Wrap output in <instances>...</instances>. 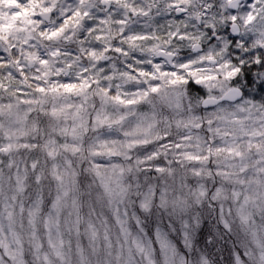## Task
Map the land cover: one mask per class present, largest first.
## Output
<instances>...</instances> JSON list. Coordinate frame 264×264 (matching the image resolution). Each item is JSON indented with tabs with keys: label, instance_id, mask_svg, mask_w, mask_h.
<instances>
[{
	"label": "trees",
	"instance_id": "trees-1",
	"mask_svg": "<svg viewBox=\"0 0 264 264\" xmlns=\"http://www.w3.org/2000/svg\"><path fill=\"white\" fill-rule=\"evenodd\" d=\"M75 1L77 6L69 7V13L49 27L50 22L36 15L44 10V1L0 0V107H3L0 114L3 120L6 115H14L15 120L9 125L17 122L20 126L22 120L23 132L18 136L21 145L16 142L15 150L16 155H23L22 172L28 188H36L41 193L40 215L44 217L56 198L68 200V214L61 215L63 224L68 227L60 232L66 261L72 264H81V261L83 264H145V259L138 256L133 246L132 238L137 235L122 234L109 206L99 210L96 191L100 188L104 196L105 184L111 183L112 169L122 166L123 182L129 187L126 194L129 215L136 213V221L140 224L135 233L153 249L157 264H166L155 235L158 228L163 229L174 244L179 254L178 264H199L201 261L234 264L235 252L241 253L243 243L245 247L248 243V237L244 240L240 236L239 221L234 215V211L238 212L235 199L237 193L239 197L244 196L251 189L250 180L240 181L241 177L245 179L242 171H230L226 178L228 169L224 162L228 158L238 162L240 155H248L246 150H250V157L260 156L259 144H248L240 139L244 149H239V142L230 137V129L220 122L218 108L228 105L233 109H245V113L260 105L264 111L263 39L254 25L245 28L244 14L238 12L252 0L243 2L237 11H231L227 5L218 6L219 0H191L192 5L195 2L203 7L206 3L210 7L208 11L201 10V24L195 12L189 13L191 16L186 23L182 22L186 10L182 16L175 14L176 4L189 3L184 0H129L128 3L112 0L116 6L113 19L107 17L101 3L97 5L103 16L97 18L83 15L87 0ZM210 1L213 5L208 4ZM12 2L20 8L19 13L5 12ZM259 6L258 0L252 4L255 8L253 18L258 17V20L264 12V1L260 9L263 12L258 10ZM118 7L128 11L126 22H139L134 33L120 31L118 23L122 21L120 13L124 10ZM210 17L219 20L215 28L222 35L220 41L208 40L209 33L215 31L207 25ZM231 22L239 23L241 33L229 41L225 29ZM133 37L140 40L133 41ZM197 43L203 50L195 53L193 46ZM54 47L67 54H49ZM156 51L172 52L173 66L167 63L163 69L154 67L165 61L155 54ZM69 58L88 66L84 75L70 76L66 71ZM208 59H215L210 69ZM54 77L58 81H54ZM44 78L50 80L46 85H42ZM19 81H24L22 88L18 86ZM121 82L123 86L118 85ZM213 84L228 88L239 86L242 96L236 102L203 109L200 102L209 95L208 89ZM107 97L114 98L118 108L125 112L135 108L136 122L147 121V127L137 135L142 139L128 146V154H122L117 140L111 137L115 130L103 123L101 127L95 126L94 115L101 114L99 117L105 118L108 113ZM84 98L90 103L87 109L77 106L78 103L84 106ZM81 113L88 129L74 133L67 127ZM128 124L125 134L130 136L131 123ZM134 125L135 130L139 128V124ZM226 129V136H222ZM196 136L201 142L196 143ZM94 141L99 145L95 146ZM232 147L238 148L239 155L230 156ZM32 164L35 165L33 170ZM64 170L67 176L59 180L56 174L65 173ZM9 177L10 174L5 183ZM145 187L154 192V202L148 210H141L139 199ZM64 192L66 198L62 196ZM73 193L77 199L72 206L69 201ZM160 193L167 196L163 204L158 203ZM180 194L181 199L176 197ZM89 197L91 202L85 205L82 200L90 201ZM101 203L105 207V203ZM101 211H105L107 216L104 217L109 221L105 226L108 247L96 251L88 244L92 241L88 237L92 236L90 229L83 231L81 224L89 221L90 216L93 218L90 223L101 227L105 221L101 220ZM223 214H226L225 219ZM255 218L257 220V216ZM222 220H227L225 223L230 228ZM129 223L133 228L134 223L131 220ZM28 225L26 222L22 231L27 263L44 264L34 255V239ZM37 225L44 249L53 253L48 246L43 219ZM80 249L83 258H79Z\"/></svg>",
	"mask_w": 264,
	"mask_h": 264
},
{
	"label": "rangeland",
	"instance_id": "rangeland-1",
	"mask_svg": "<svg viewBox=\"0 0 264 264\" xmlns=\"http://www.w3.org/2000/svg\"><path fill=\"white\" fill-rule=\"evenodd\" d=\"M24 1V0H23ZM30 1V0H29ZM43 2L45 4L44 10L40 12H48L51 14V21L49 23L50 26H55V21L58 19L64 18L69 13V7H72L73 5L77 6V2L75 0H37V2ZM67 2V4H65ZM75 1V2H74ZM86 1V0H85ZM122 2H127L129 0H121ZM132 1V0H130ZM181 1V0H179ZM184 3L188 6V9L184 6V4H176L177 8H182L187 11L186 17L184 20H182L183 23H186L189 21V16H191L189 13H196V18L198 15L203 16V12L201 13V10H204V7L210 8L206 6V3L203 5V7L200 4H196L194 1V5H192L191 0H184ZM255 0H252V2H248L249 4H244L243 9L240 8L238 11L239 14H244L243 18L244 23H246L245 28H248V26H253L254 28L257 27V30L260 33V38H262V42L264 44V12L261 11V4L264 0H258V4L260 5L258 10L260 12H263L261 16L259 17L260 20L256 19L258 17H254L255 8L252 7V4ZM91 2V3H87ZM104 2H107L108 4H104ZM135 2V0H133ZM218 6H226L229 0H219ZM101 3V5L104 7V11H106V15L109 19H113L112 17L116 14V6L113 5L112 0H87L86 6L84 8L83 15H91L95 16L97 18L102 17V13L100 11V6L97 4ZM209 5H213L212 1L208 2ZM10 7H7L5 12L14 11L19 13V7L16 3H10ZM48 7H47V6ZM54 7V8H53ZM263 7V6H262ZM53 8V10H52ZM119 9L124 10V12L120 13V16L122 18V21H120L119 27L120 31H123L124 33H130L139 27L137 25L136 21L131 20V22H126L125 18L128 17V11L126 9L118 7ZM68 10V11H67ZM100 10V11H99ZM138 10V9H136ZM37 13L36 15L40 14ZM120 12V11H118ZM30 16H32V13H29ZM134 13H131V16H133ZM136 16V15H135ZM134 16V17H135ZM222 17V15H221ZM233 19V16H231ZM214 18L208 19V26L215 28V24L219 20ZM219 18V16H218ZM253 20V22H248L249 20ZM256 19V20H255ZM256 25H255V24ZM129 24V25H128ZM46 26V27H48ZM241 27V26H240ZM128 28V29H127ZM137 30V29H136ZM215 31H218L217 28H215ZM219 32V31H218ZM137 42L140 40L139 37H133V41ZM208 40L210 41V36H208ZM123 42V41H122ZM128 44H131L130 42ZM264 46V45H263ZM221 47V46H220ZM60 53L67 54L65 51L61 52L59 47L51 48L49 51V54L53 56H58ZM155 54L159 56V52L156 51ZM61 56V55H59ZM61 60L62 59L61 57ZM70 64H66V71L69 72L71 77H77L82 76L85 74L86 70L88 69V66L82 62V61H73L75 59L69 58ZM63 62V61H61ZM167 64V62L162 61L161 65L155 64L154 67H158V69H163L162 66ZM212 64L207 62V67L210 69ZM214 69H211V74L214 73ZM175 74V72H173ZM172 79V78H171ZM42 85H46V82H50L49 79H43ZM54 81H58L56 77H54ZM69 82V81H68ZM67 82V83H68ZM38 83V82H37ZM118 85L123 86V83H119ZM137 85V84H136ZM18 86L22 88L24 86V81H19ZM131 86H134L133 82H131ZM228 87H224L220 84H213V86L208 89L209 95L208 96H220L222 95ZM94 94V93H93ZM175 97V94L173 93V98ZM98 98H102V96H99ZM104 98V97H103ZM108 100L106 101V109H108V113L105 118L99 117L101 114H95L94 120L96 127H101V124L103 123L107 127H110L111 130H115L114 133H111V137H115L114 139L117 140V145L119 149L123 150L121 151L126 152L128 154L127 149L128 146H131L135 144L136 140L142 139V137L137 136L140 132H142L143 129L147 127V121L139 122L135 117L133 116L134 112L136 111L135 108H130L129 111L125 112L123 110H120L118 103L116 100L112 97H107ZM85 98L83 99L84 106L82 104H77L79 108L87 109L90 107V103H87ZM2 107V106H1ZM0 107V108H1ZM3 108V107H2ZM263 107L254 106V109H250L248 112L243 113L245 109H237L236 108H230L228 105H222L218 108L220 122H222L223 126L225 128L230 129V133L232 134L230 137L232 139L237 140L239 142V149L243 150L244 147L240 141L249 143H258V154L260 156H249L250 150H246L248 152V155L245 156L244 154L239 156V161H235L234 158H228L225 160L224 166L226 167L227 174L226 178H228L229 172H243L244 178H240V181H248L250 180V191L249 194H246L240 197L238 196V193L236 195L235 202H237L238 206V212L234 211V215L239 221V231L240 236L244 240L248 237V243L245 247V243H243V250L241 253L238 251L235 252L234 257V264H264V111H261ZM114 109V110H112ZM116 109V110H115ZM117 111V112H114ZM117 113V114H116ZM131 114V116H129ZM211 115L214 116L213 112H211ZM4 116L0 114V262L2 264H28L27 258H26V251L25 243H23L22 240V231L25 230V224L26 222L29 223V230L30 233L34 239V255L35 257L43 261L44 264H72L71 262L66 261L65 256V250H64V243H63V237L61 236L60 232H62V228H67V224H63L61 215H65L63 213L68 214V200L63 201L59 198H56L55 201L52 203V206L49 208V210L44 214V217L40 215L41 206H42V196L39 190L36 188H28V185L25 182L24 174L22 172L23 169V155L21 153H18L16 155V142L19 145L21 141L19 140L18 136L22 134L23 128L21 127L23 125L22 120L20 122V126L17 125V122L13 125H9L10 123H13L15 120L14 115H6L4 119ZM3 120V121H2ZM18 121V120H17ZM74 123L67 127L70 131H73L74 133H81L84 130L88 129L87 127V121L85 122L83 119V113H81L77 119L74 117ZM99 122V124H98ZM101 123V124H100ZM128 123H131V133L130 136L126 135V129L128 127ZM134 123L139 124L138 129H134L135 126ZM128 124V125H127ZM3 130V131H1ZM226 130H224L221 134L222 136H226ZM2 132H4L2 134ZM122 134L121 135H119ZM196 143L201 142L200 138L196 136ZM118 140H120L118 142ZM95 146H98L99 143L93 142ZM21 145V144H20ZM19 145V146H20ZM234 150V152H232ZM245 151V153H247ZM16 155V157H14ZM237 156L238 154V148L232 147L230 156ZM17 158V160H16ZM258 159L261 160L259 163ZM15 160V162H14ZM18 161V162H17ZM258 162V165L256 164ZM247 166V167H246ZM32 170L35 168V165L32 164ZM247 168V169H246ZM246 169V170H245ZM65 173H57L56 176L59 180H62L65 176H67V170ZM22 173V174H21ZM111 179L109 180L111 183L105 184V192L104 196L100 188L96 191L97 199L100 200L99 210H104L109 206L112 212V217L117 221L116 225L119 226V230H122V234L125 235V233L132 235H137L136 237L132 238L133 246L136 251H138V256L140 258L145 259V264H157L156 258H154V251L151 247L146 246L145 239H142V237L135 233L138 231V225H140L136 219V213H132V215H129V202L127 201V192L129 190L128 185L124 184L123 178H125V172L122 168V166H115L111 171ZM10 174L9 181L5 183L6 176ZM63 174H65L63 176ZM63 176V177H62ZM76 177V176H75ZM113 178V179H112ZM95 187H93L94 189ZM256 188H258V191L256 192ZM151 188L145 187V190L142 192V195L140 192L138 195H141L140 197V209L141 210H148L152 203L154 202V192L150 191ZM99 191V192H98ZM164 191V190H163ZM244 194V193H243ZM66 193L64 192V195L66 198ZM200 195V194H199ZM177 198L181 199V194L176 195ZM158 203L163 204L167 200V196H165V193H160L158 195ZM76 193H73L72 197L70 198V203L73 206L74 202H76ZM90 201L87 199H83V203L86 205L91 202V197H89ZM105 203V207H103V203ZM255 206V207H254ZM65 208V209H64ZM226 210H229L230 208L227 206ZM64 209V210H63ZM108 212V211H107ZM108 212V213H111ZM103 221L100 226H95L92 224V220H90V216H88L89 221H84V223L81 224L82 230L87 231V228L90 229V234L92 241H89L88 244H90V248L95 249L96 251L99 249H106L108 245H106L105 241H108V233L105 231V226L109 224V221L107 218H105L107 215L105 214V211H101ZM105 215V217H104ZM257 216V220L255 216ZM223 219L226 218V214L222 215ZM259 218V219H258ZM43 219L45 228L44 230L48 233V246L50 249L53 250V253L49 251L48 248L44 249V245L42 241L39 239V227L38 222ZM93 219V218H92ZM129 220H131L132 223H134L133 228H131ZM90 221H92L90 223ZM227 220L223 221L225 226L227 228L229 227V224L225 223ZM258 221V222H257ZM89 222V223H88ZM136 222V223H135ZM113 223V219H112ZM69 231V229H68ZM67 231V232H68ZM156 238L163 256V259L166 264H178V253L176 251V248L171 240L165 236V232L163 229L158 228L156 230ZM241 238V240H242ZM81 249L79 250V258H83L81 255ZM54 254V258H52ZM57 259V261H56ZM70 259V258H69ZM71 261V260H70ZM79 264V262H77ZM81 264H83V261H81ZM199 264H208L206 261H201Z\"/></svg>",
	"mask_w": 264,
	"mask_h": 264
},
{
	"label": "water",
	"instance_id": "water-1",
	"mask_svg": "<svg viewBox=\"0 0 264 264\" xmlns=\"http://www.w3.org/2000/svg\"><path fill=\"white\" fill-rule=\"evenodd\" d=\"M243 1H245V0H231L228 3V7L230 9L235 10L238 7V5ZM41 17L48 20L49 14L48 13H42ZM233 29L235 30V35L239 34L237 24L233 25ZM213 37H216L218 40L221 38V36L218 35L217 33H214ZM202 49H203L202 45L198 43V44L194 45L193 51L199 52V51H202ZM160 56L167 58L169 60H171V58H172V54L164 52V51L160 53ZM210 62L213 63L214 60H210ZM241 94H242L241 88H239L238 86H232L229 89H227L220 96H207V97L203 98L201 101V107L203 109H208V108L215 107L222 102H235L241 97Z\"/></svg>",
	"mask_w": 264,
	"mask_h": 264
},
{
	"label": "flooded vegetation",
	"instance_id": "flooded-vegetation-1",
	"mask_svg": "<svg viewBox=\"0 0 264 264\" xmlns=\"http://www.w3.org/2000/svg\"><path fill=\"white\" fill-rule=\"evenodd\" d=\"M187 9H188V8H187ZM179 10H182V11L179 12ZM204 10H205V11H208V8L204 7ZM171 12H172V11H171ZM174 12H175L176 15H178V16H182V15H184L185 9L175 7ZM199 17L202 18L201 15H198V16H197V21H198V18H199ZM198 23L201 24V23H202V20H201L200 22L198 21ZM234 24H237V25H238V29H240V25H239V23H237V22H231V23L226 24L225 34H226V38H227V40H229V41L232 40V37H233V36L236 37V36L234 35V31H233V25H234ZM212 35H213V32L209 33L210 39L216 40L217 38H214ZM173 58H174V54H173V57H172V59H171V62H169L168 59H165V58H164V59H165V61H166L168 64H170L171 66H173V63H172Z\"/></svg>",
	"mask_w": 264,
	"mask_h": 264
}]
</instances>
